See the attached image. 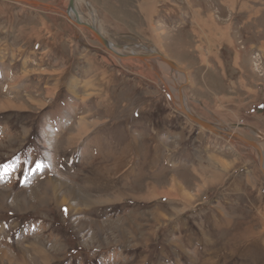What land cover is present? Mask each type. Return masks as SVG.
<instances>
[{
    "label": "rangeland",
    "instance_id": "rangeland-1",
    "mask_svg": "<svg viewBox=\"0 0 264 264\" xmlns=\"http://www.w3.org/2000/svg\"><path fill=\"white\" fill-rule=\"evenodd\" d=\"M87 1L111 42L153 48L183 69L196 115L264 141V0ZM99 79L115 82L105 122L117 124L79 141L70 135L79 115L105 119L92 111ZM165 90L144 61L107 52L64 15L0 0V165H9L0 264H264V177L253 152L189 121ZM128 92L148 107L137 121L121 106ZM124 156L125 178L114 166Z\"/></svg>",
    "mask_w": 264,
    "mask_h": 264
},
{
    "label": "bare ground",
    "instance_id": "bare-ground-1",
    "mask_svg": "<svg viewBox=\"0 0 264 264\" xmlns=\"http://www.w3.org/2000/svg\"><path fill=\"white\" fill-rule=\"evenodd\" d=\"M36 1V0H35ZM16 2H20L19 0H17ZM80 2H83L84 4L87 5L88 9L90 10V12L88 13V16L86 17L85 15H82L80 9H79V4ZM109 2V1H108ZM140 2V1H139ZM45 3V2H43ZM155 3V2H154ZM49 3H46V6H50ZM57 6V5H56ZM109 6V5H108ZM128 6V5H127ZM119 7V6H118ZM149 7V6H148ZM57 8H60L62 10L65 9V7L63 8L62 6H57ZM151 8V7H150ZM107 9V8H106ZM73 11L75 16L78 17L79 20H82L83 22H85V24H87L88 26H92L95 29L99 30L101 32V34L103 36H105V33L102 31V28L100 27L99 21H98V15L96 12L95 7H93L91 4L88 3L87 0H74L73 1ZM127 12V11H126ZM73 15H71V20L73 21ZM69 20V19H67ZM69 20V21H71ZM71 21V22H72ZM73 23V22H72ZM86 28L91 34L92 36H95V34L92 32L93 30L89 29L87 26H81ZM97 41L99 42L98 38H96ZM113 43V42H112ZM141 46V45H140ZM145 47V46H144ZM144 47H138V46H123L122 50H119L117 48H110V49H105L107 52L109 53H113L114 55H116L117 57H123V58H135V59H139L141 61H144V66L148 67L150 70H153L155 72V74L158 76L159 78V82L163 85V87H166V89L168 90V92L170 94H168V96L172 99L174 106L176 107L177 110L180 111V102L178 99V84L183 81V82H188V77L186 76V73L183 71V69L181 68V70H179V72H175L173 70H171V67L166 64L163 60H161L158 56H156V53H159L162 55V53L156 51L153 48H144ZM165 57V56H164ZM166 58V57H165ZM130 65V64H129ZM132 65V64H131ZM135 66V65H134ZM160 71V72H159ZM50 88V87H48ZM170 89V90H169ZM165 90V91H167ZM169 100V99H168ZM191 109V108H190ZM192 111V110H191ZM194 114L195 112L192 111ZM183 115V114H182ZM185 117H187L186 115H184ZM209 121V120H208ZM80 125L79 126H83L84 125V121H79ZM218 124V123H217ZM221 126L223 124H220ZM226 126V125H225ZM227 128V127H226ZM81 130V128L79 129V131ZM86 131L85 129H82L80 132L82 131ZM233 132H235L233 129H231ZM85 133V132H84ZM237 133V132H236ZM240 134V133H238ZM241 135V134H240ZM245 137V136H244ZM246 138V137H245ZM222 139V138H221ZM220 139V140H221ZM232 138L229 136L228 138H223V140L230 144L233 145L234 147H236L235 145H237V143H239L242 147L245 148H249L251 152H253V155L255 157V160L257 158V151L251 147L248 144L245 143H241L239 141H235L233 142L231 140ZM248 139V138H247ZM250 140V139H249ZM256 142V141H255ZM256 144L258 145V147H260L263 152H264V141L263 142H256ZM259 162L260 165L262 166V169L264 171V159H263V154H260L259 156ZM125 165V164H124ZM119 166V165H118ZM164 167V166H163ZM127 168V167H126ZM130 168V167H128ZM161 176V175H160ZM150 177V176H149ZM99 181V180H98ZM151 182V181H150ZM173 182V181H172ZM141 184V183H140ZM143 186V185H142ZM150 187V186H149ZM155 187V186H154ZM151 188V187H150ZM159 189V188H158ZM188 189V188H187ZM185 191V190H184ZM188 192V191H187ZM167 193V192H166ZM182 193V192H181ZM147 194V193H146ZM145 194V195H146ZM178 195V194H177ZM116 196V195H115ZM180 196V195H179ZM177 197V196H176ZM121 198V197H120ZM187 202V201H186ZM61 211V210H60ZM25 215V214H24ZM30 215V214H29ZM22 216V215H21ZM28 216V215H27ZM26 245V244H25ZM4 246V245H3ZM5 252V251H4ZM255 253V252H254Z\"/></svg>",
    "mask_w": 264,
    "mask_h": 264
},
{
    "label": "crops",
    "instance_id": "crops-1",
    "mask_svg": "<svg viewBox=\"0 0 264 264\" xmlns=\"http://www.w3.org/2000/svg\"><path fill=\"white\" fill-rule=\"evenodd\" d=\"M48 55H53L54 56V58L56 57V59H58L57 60V62L58 63H60L61 61L63 62V66L61 65L60 67H62V68H64V66H66V63H65V59L63 58V57H57L55 54H54V52L53 51H50L49 52V54ZM43 57V55H40V56H38L37 55V59H39L38 61H40L41 62V59H43L42 58ZM30 59V58H29ZM69 67V66H68ZM90 67V66H89ZM65 68H67V67H65ZM88 69V68H87ZM62 70V69H61ZM70 70V69H69ZM60 71V70H59ZM89 72H91L92 74H94V72H93V70H91V71H89ZM55 73V72H54ZM54 73H52V74H54ZM60 74H62L61 72H60ZM55 75V74H54ZM98 75V74H97ZM99 75H101V74H99ZM22 76H24V74L22 75ZM58 77L56 76L55 77V85H57L56 84V82H58ZM18 80V79H17ZM79 81H81V79H79ZM101 81L102 80H100L99 79V87H98V85H96L97 87H94V88H96V90H100L101 91V95H100V99H101V101L100 102H96V104L94 103V107L92 108V111H94L93 113L94 114H97L98 116H99V114H100V110H102L103 112H102V114H103V116H105V119H103L101 122H99V124L96 126V124H95V121L93 120V119H88V118H85L84 117V115H79V117H77L78 119L76 120V124H75V132H74V135H72V134H70L71 136H73V137H77V138H79V141L81 140V138H83V137H85L86 136V138L92 133V134H95L99 129V127L100 128H108V130L107 131H111V129L112 128H115V126L114 125H116L117 123L114 121L113 123L112 122H105V120H106V118H108V117H110V115L111 114H113V115H115L113 112H107V108H110L111 106H112V108L113 107H117V104L115 103V100H114V98L113 97H111V96H113V95H115L116 93L114 92V89H116L115 87H114V80H108V81H106V82H103V83H101ZM15 82H17V81H15ZM15 82L14 83H12L11 85L12 86H15ZM71 82V81H70ZM68 80H67V84L68 83H70ZM91 82V81H90ZM66 83V81H62L60 84H59V89H64L67 93H68V95H70L69 94V92L68 91H72V87L70 88L69 86H67V84H65ZM101 83V84H100ZM82 84H83V82H82ZM95 84H96V81H95ZM120 84H118V86H119ZM57 87V86H56ZM10 88H12L11 86H10ZM118 88V87H117ZM45 90H48V87L45 89ZM55 90H57V89H55ZM73 92V91H72ZM118 93V92H117ZM126 93V92H125ZM130 92H128V94H129ZM88 97V96H87ZM96 98H99V97H96ZM128 102H122L121 103V106L122 107H126L127 109H128V106H129V118L128 119H132L133 121H137V119H140V118H142V113H143V111H145V110H148L147 108V104L144 102V103H141V100L140 99H142V97H140L139 95H137V94H129V97H128ZM81 103L83 104V102L81 101ZM70 106H71V103L69 104ZM82 107L83 108H85V104H83L82 105ZM100 108V109H99ZM116 113V112H115ZM82 114V113H81ZM118 115V114H117ZM184 116V115H183ZM185 117V116H184ZM92 118V117H91ZM61 119H63V118H61ZM79 121H84V125L83 126H79L80 124V122ZM132 121V122H133ZM93 122H94V124H93ZM95 126H96V128H95ZM81 128V130L82 129H85L86 131H82V132H80L79 131V129ZM95 132H94V131ZM92 131V132H91ZM85 132V133H84ZM78 143V142H77ZM74 145V144H73ZM73 145L71 144V145H69V146H67L65 149L67 150H69V149H74L73 148ZM126 148L128 147H131V143H127L126 144V146H125ZM140 150H141V152H142V149L141 148H139ZM142 154V153H141ZM140 153H138V155L140 156L141 155ZM121 156H122V154H121ZM120 156V157H121ZM150 156L151 155H148L147 157H148V159L150 158ZM129 157V156H128ZM128 157H126V156H124V158L122 159H120L118 162H120V164L119 163H116L114 166H115V169H117V170H120V172H121V174L120 175H122L121 177H123V178H125L126 177V175H128L129 176V174H130V171H131V168H128V167H130V163H131V159H129ZM125 158H127V160L125 159ZM148 159H147V161H148ZM123 161L124 162H127V164H125L124 165V163H123ZM119 165V166H118ZM117 167V168H116ZM124 167V168H123ZM125 167H127V168H125ZM119 172V173H120ZM117 175L118 174H116V177H117ZM98 179H100V176H98V177H96V180L98 181ZM176 181V182H175ZM98 183H101V182H99L98 181ZM179 182L177 181V180H173V182L171 183V187H173V186H175V185H178L177 187H178V189L179 190H181V189H184V187H181L180 186V184H178ZM97 184V183H96ZM182 185V184H181ZM176 187V186H175ZM173 189V188H172ZM155 191V190H154ZM156 193V192H155ZM117 194V193H116ZM118 196H119V194L118 195H116V198H118ZM166 253H169L168 254V258H170V256H172V254H171V251L169 252V250H167V251H165V253H164V255L166 254ZM177 254H179V253H177ZM91 258V257H90ZM90 258H83V259H85L86 261H87V263L88 264H91V259ZM176 258H178L179 260L181 259V257L180 256H176L175 257V259ZM179 260H175V262H174V264H179ZM83 261V260H82ZM97 264H98V261H97ZM164 264H165V262H164Z\"/></svg>",
    "mask_w": 264,
    "mask_h": 264
},
{
    "label": "water",
    "instance_id": "water-1",
    "mask_svg": "<svg viewBox=\"0 0 264 264\" xmlns=\"http://www.w3.org/2000/svg\"><path fill=\"white\" fill-rule=\"evenodd\" d=\"M11 1H17V0H11ZM19 1L20 2H18V3H23V4H26L29 6L38 7L41 10H46V11H51V12H56V13L62 14L69 20H71V15H73L72 16L73 21L71 20L73 22V24L77 27L87 26L89 29L93 30L92 32L95 34L96 38H98L101 46H103L105 49L117 48L119 50H122V48H123L122 45H117V44L112 43L106 36H103L99 30L95 29L92 26H88L87 24H85V22H83L82 20H79L78 17L75 16L74 11H73V1L74 0H68L67 6L64 10L57 8V6L51 5V4H50V6H46V3H43L40 1H35V0H19ZM155 55L158 56L161 60H163L166 64H168L171 67V70H173L175 72H179V70H181V68L177 64H175L173 61H171L170 59L165 58L163 55H161L159 53H156ZM186 84H187V82H183V81H181L178 84V99L180 102V113L183 115H186L187 119L189 121L193 122L195 125H197L201 129L213 134L214 136L220 137L222 139L228 138L230 136L232 138L231 140L233 142L239 141L241 143H245V144L250 145L254 149L256 148L255 150L257 151V158L255 160V163H256L257 167L260 169V171L264 177V171H263L262 166L260 165V162L258 160L260 154L264 153L263 150L260 147H258V145L256 144L255 141L249 140V139L245 138L244 136H242L236 132H233L231 130L230 126H224V125L221 126L220 124L208 121V120L194 114L191 111V109L189 108V106L187 105V100H186L185 92H184V87ZM233 126L234 127H243L245 125L234 124Z\"/></svg>",
    "mask_w": 264,
    "mask_h": 264
},
{
    "label": "snow or ice",
    "instance_id": "snow-or-ice-1",
    "mask_svg": "<svg viewBox=\"0 0 264 264\" xmlns=\"http://www.w3.org/2000/svg\"><path fill=\"white\" fill-rule=\"evenodd\" d=\"M2 167H3V171H4L5 173L9 170V165H3ZM42 167H43L42 164H40V163H37V164H36V169H40V168H42Z\"/></svg>",
    "mask_w": 264,
    "mask_h": 264
},
{
    "label": "trees",
    "instance_id": "trees-1",
    "mask_svg": "<svg viewBox=\"0 0 264 264\" xmlns=\"http://www.w3.org/2000/svg\"><path fill=\"white\" fill-rule=\"evenodd\" d=\"M4 165H8V164H4ZM0 166H3V165H0ZM2 171H3V167L0 168V172H2ZM4 174H5V172H4Z\"/></svg>",
    "mask_w": 264,
    "mask_h": 264
}]
</instances>
